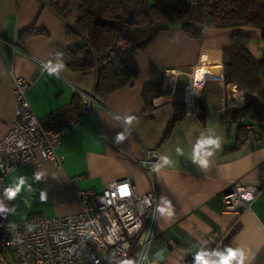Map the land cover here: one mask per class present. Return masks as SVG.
<instances>
[{"label":"crops","instance_id":"crops-1","mask_svg":"<svg viewBox=\"0 0 264 264\" xmlns=\"http://www.w3.org/2000/svg\"><path fill=\"white\" fill-rule=\"evenodd\" d=\"M177 1L149 0L159 6ZM237 33L249 38L247 47L254 57L264 56L261 33L254 27L206 26L202 37L193 39L183 34L177 22L169 23L143 48L123 54L124 63L136 74L133 82L98 99L89 113L78 115L71 110L74 87L92 92L94 74L72 70L66 64L59 77L41 72L43 62L62 60L57 53L66 42L64 22L39 0H0V137L14 117L12 76L28 81L26 96L39 119L46 121L53 113L58 122L73 120L58 148L60 166L42 160L36 149L28 163L2 177L6 190L14 188L20 176L25 178V185L12 199L8 220L79 211L69 178H75L82 189L97 190L105 183L128 178L140 193L156 191L149 264H194L199 253H205L211 264L228 247L243 249L248 257L245 264H264V124H251L244 116L243 122L251 127L239 134L238 123L227 127L222 122L227 110L244 105L243 89L222 80V51ZM194 70L204 71L200 77H206L201 89V85L194 89H200L194 96V113L184 111L162 141L173 116V103L188 91ZM149 81L159 82L161 89L152 94L151 115L138 116L142 89ZM126 115L135 117L128 131ZM119 134L126 138L117 142ZM209 135L221 136L222 145L209 166L200 168L191 159L193 146L201 136ZM178 147L183 155L177 154ZM145 148L157 150V164L162 156L172 163L152 175L141 165ZM237 180L258 186L250 209L241 215L222 211V195ZM161 208H170L172 214H162ZM161 250L164 258L158 259L156 253Z\"/></svg>","mask_w":264,"mask_h":264},{"label":"built area","instance_id":"built-area-1","mask_svg":"<svg viewBox=\"0 0 264 264\" xmlns=\"http://www.w3.org/2000/svg\"><path fill=\"white\" fill-rule=\"evenodd\" d=\"M11 84L15 109L7 131L0 137V175L28 163L36 149L42 160L60 166L62 157L58 148L70 131L72 120L58 122L55 115L49 114L42 121L27 99L28 81L12 76ZM199 90L184 93L187 113H194V96ZM74 92L81 99L80 115L89 113L99 103L92 92L76 87ZM245 127L251 126L245 124ZM144 151L141 165L153 175L157 150L145 148ZM69 184L78 199L79 211L28 216L21 221L0 219V264H125L126 261L149 264L147 250L157 211L155 189L140 193L128 178L105 183L99 190L82 189L75 178H69ZM123 188L126 191H121ZM257 192L256 185L234 181L222 195V211L241 215L250 209ZM188 259L184 257V261Z\"/></svg>","mask_w":264,"mask_h":264},{"label":"trees","instance_id":"trees-1","mask_svg":"<svg viewBox=\"0 0 264 264\" xmlns=\"http://www.w3.org/2000/svg\"><path fill=\"white\" fill-rule=\"evenodd\" d=\"M39 1L65 24L66 42L58 50L63 53L59 57L72 70L94 74L92 93L99 99L133 82L136 74L124 63L123 54L143 48L169 23L177 22L183 34L193 39L201 38L206 26H251L260 31L264 45V0H197L196 3L178 0L163 6L149 0ZM30 32L31 28L26 33ZM248 41L243 34H233L221 60L222 80L233 82L244 91V105L227 110L222 120L227 127L238 123L239 134L248 130L244 116L251 124H264V56L254 57L248 50ZM160 89L159 82L144 84L138 116L151 115L152 94ZM173 108L162 141L184 115L183 97L174 101ZM80 109L81 99L76 95L71 110L80 115ZM3 176L0 175V204L8 211L0 213V219L8 220L7 214L14 203L7 197ZM34 215L38 214L30 216Z\"/></svg>","mask_w":264,"mask_h":264},{"label":"clouds","instance_id":"clouds-1","mask_svg":"<svg viewBox=\"0 0 264 264\" xmlns=\"http://www.w3.org/2000/svg\"><path fill=\"white\" fill-rule=\"evenodd\" d=\"M63 53H57V56H62ZM66 65L61 60L60 62H54L52 60H47L46 62H43L41 65V72L46 73L48 76H52L53 74H56L57 77H59L60 73L65 69ZM121 117H117V119H120ZM135 119L134 116L126 115L123 117L124 123L126 125V131L129 130V126L132 125L133 120ZM124 134H119L117 136V142L123 141L125 139ZM222 145V137L216 136V135H209V136H201L196 142V144L193 146L191 159L193 163L197 164L200 168H207L210 163V158L214 156L217 150L221 148ZM178 155H183V150L181 148L176 149ZM172 161L166 157H161V162L157 165H155L154 170H158L160 167H163L164 165L171 164ZM40 174L37 173L35 176L36 180H39ZM25 185V178L23 176H20L15 184V187H10L6 190V194L8 199H15L17 194L21 191L23 186ZM31 190V189H30ZM40 199L43 201L45 199L44 193H41ZM8 211L2 204H0V213H4ZM162 214L171 215V209L170 208H161L160 209ZM29 229H31V226H29ZM218 256V259L215 261H212L211 264H233L235 261V264H245L246 259H248L245 251L241 248H226L222 253L218 252L216 254ZM156 256L158 259H163L164 254L163 250L158 251L156 253ZM125 264H131V262L126 261ZM194 264H210L209 259L206 257L205 253H199L195 257Z\"/></svg>","mask_w":264,"mask_h":264},{"label":"bare ground","instance_id":"bare-ground-1","mask_svg":"<svg viewBox=\"0 0 264 264\" xmlns=\"http://www.w3.org/2000/svg\"><path fill=\"white\" fill-rule=\"evenodd\" d=\"M193 76H195V77L189 76L190 84L188 87V94H193L194 89H196V87H199V85H201V82L205 78V77H200V76H204V71H200V70H199V73L197 70H194Z\"/></svg>","mask_w":264,"mask_h":264},{"label":"snow or ice","instance_id":"snow-or-ice-1","mask_svg":"<svg viewBox=\"0 0 264 264\" xmlns=\"http://www.w3.org/2000/svg\"><path fill=\"white\" fill-rule=\"evenodd\" d=\"M121 191H126V188L121 189Z\"/></svg>","mask_w":264,"mask_h":264},{"label":"rangeland","instance_id":"rangeland-1","mask_svg":"<svg viewBox=\"0 0 264 264\" xmlns=\"http://www.w3.org/2000/svg\"><path fill=\"white\" fill-rule=\"evenodd\" d=\"M141 37H139V39H140ZM253 48V47H252ZM190 81V80H189Z\"/></svg>","mask_w":264,"mask_h":264}]
</instances>
